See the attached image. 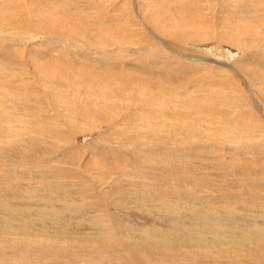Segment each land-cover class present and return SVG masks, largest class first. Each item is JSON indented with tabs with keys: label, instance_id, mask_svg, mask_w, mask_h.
<instances>
[{
	"label": "rangeland",
	"instance_id": "1",
	"mask_svg": "<svg viewBox=\"0 0 264 264\" xmlns=\"http://www.w3.org/2000/svg\"><path fill=\"white\" fill-rule=\"evenodd\" d=\"M138 1L141 2H139V6H141H138L140 9H137L136 2L138 3ZM33 11L36 13L34 14V20L30 18ZM17 15L19 17L16 20ZM263 15L264 0H0V132L2 131L1 134L3 140H7L6 147L2 148L5 161L1 164V167L6 171L8 169L7 172H9V179L11 178L14 182L17 180L19 181V192L12 191V196L1 197L0 204L5 205L11 202L12 204H15L14 208L17 210L25 207L24 209L26 211L24 212L26 214L30 209L35 208V211L33 212H37L39 208H44L45 205L46 208H48L49 204H55L54 206L51 205L52 207L50 208L55 209L57 213L59 212V215H55L54 217H40L39 215L29 216L27 214L28 216H25L26 219H15L18 224H22H20L21 227L16 225L17 229L19 231L31 230L41 234L43 232L44 236L46 234L47 238L50 237V239H52L53 237L55 239L51 240L54 241L53 243H58L57 238L60 239L61 236L69 237L65 241L61 240L64 242L65 252L68 257H70L71 254H84L85 252L86 255H89L87 259H90V261H88L90 264H116L113 259L105 260L103 258L105 255H101L102 258L100 256L99 258L98 255L97 257H92L94 255H92V253H90L91 251L87 248L89 246L93 247V245L97 243H101L103 236L106 234V232L101 230L98 225H111L114 229L118 230L115 232L119 238L123 237L124 239L126 238V240L132 238L130 241H137V243L140 244V247L144 243L143 238L148 235L155 240L163 239L165 241H181L183 237H190L192 232H194L193 229H195V227H199L200 229L201 226L207 224V222H203L200 217L208 214V204H206L207 206H204L195 203L194 197L192 196H199V198L209 201L212 196L213 198H219L221 195H226V193H245L244 195L249 198L251 195L263 197V199L261 198L263 201H261L262 206L259 205V202L253 201L254 203H250L247 198H244V201L236 199L235 201L231 199L222 203L221 201L219 203H214L212 198L210 201L213 203L211 202L208 207L218 209L223 218L220 220L221 223H219V226L218 221L211 222L216 225L217 228H220V225L222 224V228L224 225V227L230 229L229 232L228 229L227 231H224L223 233L225 235L223 234L222 237L224 239L229 238L228 240L230 241L227 239L226 241L233 243L236 239L233 238L232 240V238L230 239L228 236L236 237L239 234H236L237 231L255 232L260 229L262 230L264 228V130H261L264 129V125L261 122H264V119H262L260 115L262 108L264 107V101H262L264 100V86H262L263 91L260 92L258 89L256 90L253 86H250L253 81L251 80V76H244L243 74L237 75L235 71L226 66L231 65V63L234 62L232 64H234L233 66L238 72L241 70L242 73L244 68H251L252 66V69H257L259 72L262 71L264 73V58H256L252 55L253 50L258 52L262 50L261 54H264ZM138 18H140V20ZM158 18H160L159 20L161 22L156 20ZM145 20L148 22L147 24ZM133 21L134 23H132ZM119 22L120 24L122 22L124 24L122 23L119 25ZM129 23L132 24V26H130ZM149 24L152 25L150 26ZM153 25L165 27V29L172 28L180 30L181 35H176L175 32L167 34L163 31L160 36L165 34L163 38L161 37V40L168 45L167 49L163 46L164 44L156 40L149 31L147 34V31L144 30L146 29V26L150 28L152 27L153 30H155ZM123 27L125 28L124 31ZM126 29L129 32H127ZM134 30H137V32H134ZM157 30L156 32L158 33L159 31ZM225 31L228 36L224 33ZM123 32L126 35L122 34ZM189 33L191 34L189 35ZM171 34L178 37L175 38L173 37L174 35ZM246 34L248 36H246ZM259 34H262L263 37ZM117 36L120 38H117ZM133 36L136 38H133ZM140 36L143 39L140 38ZM190 37H193V40ZM137 38L139 43L136 40ZM167 38H169L170 41ZM135 40L136 42H134ZM150 40L153 42L151 43ZM235 40L237 41L235 42ZM184 41L185 43L183 44ZM132 42H134L133 44L135 46ZM153 43L154 47L152 46ZM155 44H158L156 47L160 46L158 47V49L160 48L159 50L155 48ZM70 46H74V48H70ZM131 46H134V48L131 49ZM136 46L137 49L135 48ZM257 46L261 47L258 48ZM113 48L114 50H112ZM176 48L180 50L178 51ZM134 49H136V51ZM138 49L140 52H137ZM142 49H144L145 52ZM246 49L248 52H246ZM9 50H11V52ZM32 51H35V53L32 54ZM96 53H98L99 56L98 54L96 55ZM161 53L163 55H161ZM143 54L145 57L148 55V57L145 58ZM156 54L160 55L158 56ZM149 56H151L152 59L149 58ZM136 59L137 61H135ZM112 60H114V62ZM126 60H129V62ZM192 60L194 62H192ZM132 62L134 63V67ZM195 62L197 63L194 64ZM119 64L122 65L120 66ZM156 65L160 66L157 67ZM171 67H173V69ZM188 67H190V69ZM215 68L218 69V71ZM174 69L176 70L174 71ZM214 72L217 73L215 74ZM221 72L225 76H221L223 75ZM122 74H124V77ZM107 75L109 76L108 80ZM86 76L87 79L85 78ZM90 76L92 79H88L91 78ZM140 76L142 79L139 78ZM235 76L240 77L234 78ZM74 77H82L83 80L81 78L77 81ZM231 77H233V79H231L230 82L229 80ZM47 79L50 80L48 81ZM126 79H128V81ZM122 80L127 81L128 84L126 82L124 83ZM219 80H223L225 83H221ZM113 82H115V84ZM129 83L133 87V89L131 88L132 90L129 87ZM158 85L159 87H157ZM259 85L261 84H258V86ZM98 86L103 90H98ZM142 86L145 88L143 89ZM161 86L162 88L160 89ZM125 87L128 89H125ZM136 87H139L142 91L144 90V93L151 97L152 103L162 104L159 108L162 111L165 110L163 113V119H159L160 114H157V111L159 110L157 106H155L156 112L155 110H151V113L148 111L146 106L150 101L146 99L147 97H144L145 94H142L143 92ZM85 88L88 89L85 90ZM170 88H173L171 91H173L174 88L176 90L174 91V97L173 92L169 90ZM92 89L93 91H91ZM104 89L105 92L108 90V94L107 92H104ZM147 90L148 92H146ZM78 91H80V93ZM168 91H170L172 95ZM90 92L95 93L90 94ZM161 92L164 93V96L159 95ZM77 93L80 95L78 96ZM222 93H234L238 98L240 97L239 99L237 98L241 103L238 104L239 109L236 114H234L235 111L232 113L231 110H225L227 107L223 102H227V99L225 101L223 100ZM81 94H84V97ZM95 94L96 96H94ZM166 95H169L170 98ZM137 97L142 98L140 100H143L144 102H137V104H135ZM214 99L218 100L215 101ZM175 100H177L179 106L177 103H173ZM209 101L212 103H209ZM104 103H106V107L104 106ZM129 103L132 104L133 107H131L132 105ZM172 103L176 106L172 107ZM180 103L182 105H180ZM217 103H219V106H215ZM96 104L99 108L102 106V109L100 108L101 110H99ZM255 105L257 109L255 108ZM206 106H209V108ZM104 107L113 109L112 114H110L112 119H110V116L109 120H107L108 117H103ZM169 107L171 113L169 112ZM184 108L185 110H183ZM244 108H246V110ZM4 109H7V111ZM115 109L120 112L123 111L124 118L122 115L114 117ZM98 111H100V113H98ZM226 111L229 113L227 114ZM126 112L129 113L127 114ZM169 113L174 116H170ZM184 113L189 119H187L186 116H183L185 115ZM207 113L213 114V121L216 122L215 128L217 127L216 134H219L218 128L220 127L219 130L224 128V132H231L230 134L233 135H227L225 133L223 135V137L225 136V139L217 135L218 138H214L212 141L208 142V144H210L209 146H212L211 149L201 147L198 142V140L209 141L211 140V138H209L210 136L206 137L204 134H199L192 138L184 136L183 134L181 135L179 130L181 129L180 122L182 123L184 121L194 123L202 122L199 124L203 126V123L208 116ZM262 114H264V110L262 111ZM64 117L66 119H63ZM118 117H120V120ZM241 118L242 120H239ZM250 118L251 120H249ZM193 119L196 120L194 121ZM62 120H64L63 123ZM227 120L228 123H230L229 120H231V125L227 124ZM108 121H110V124L114 123L111 124L113 128L110 127ZM133 121L134 123L132 124ZM177 122L179 127L177 126ZM142 123H145V125ZM244 123L250 128L253 126V128L250 130V128L244 126ZM107 124L109 127L105 126ZM173 124H175V126ZM122 125H124V128ZM168 128L171 129L169 130ZM226 128L231 129V131L225 130ZM56 130L63 132L59 134ZM103 130H106V132H103ZM238 130L239 132H242L238 133ZM223 131L222 133H224ZM245 131H247V133H245ZM9 133H13V135H8ZM260 133H263V136ZM57 134L58 136H55ZM106 134H108V136ZM248 134L251 136H248ZM202 135H204L205 138H203L204 136ZM98 137L103 139L100 140ZM226 137L231 140H227ZM258 139L260 142H257L259 141ZM261 140H263V142ZM181 144H183V146ZM230 144L234 145V147ZM251 146H253V148H251ZM257 146H259V148ZM174 152L177 156H181L180 161H171L169 160L170 158L167 160L169 156L174 155ZM46 156H49L52 160H47ZM148 160L150 162L146 163ZM42 162H48V165L44 166L39 164ZM154 162L156 164H154ZM50 166H57L62 172L66 171L67 174L64 173L66 176H57L52 172L46 176H41L40 173L48 171ZM80 166L83 167L80 168ZM34 167L35 169L33 170ZM85 167L89 170V172H85L92 178V181L102 184L103 190L101 191L105 192L107 195L106 202L107 205L109 204V213H113L111 216V224L109 222L110 218L106 216L104 217V214H102L103 212L99 210L92 209L89 211L88 209L80 210L78 207L74 208V206L82 205L83 203L94 202L93 199L86 200L84 191L81 193L76 186H73L72 184L68 185L66 188L69 193L66 192V194H63L59 192L52 194L55 190L54 185L58 180H60L59 182L68 184L69 182H80L83 174L82 171ZM98 169L100 170L98 171ZM90 170L92 171L90 172ZM126 171H130V173H127ZM97 173H104L103 175L106 176H100L101 174L98 175ZM133 173L135 174L133 175ZM14 174H16V179ZM125 175L127 177H124ZM146 175L148 177L147 179ZM135 176L137 177L135 178ZM176 177L178 179H176ZM185 177H187L186 179H188V181H186ZM178 180H182V183ZM38 183L40 185H37ZM2 184L3 186L1 187L3 189L7 188V186L12 187L14 185L13 183L8 185L5 182H2ZM13 187H15V185ZM243 187L245 188V191H243ZM173 188L182 193L180 199H174L172 197L171 189ZM140 191L148 192L149 195L155 198L156 196L164 197L165 200L160 202L162 203L161 205L155 204L154 202L156 201L152 199V202H147L146 204V202L144 203L139 197ZM184 193L185 195L188 193V196H183ZM17 194L18 199H14ZM27 195L29 198H27ZM25 198L29 199V201H26ZM30 198H32L33 201H30ZM229 216H231V218ZM196 217H199L201 220ZM0 218H4L2 214H0ZM204 228L205 226L201 229L204 230ZM199 229L197 228L195 230L200 233ZM62 230L64 231L63 233ZM231 230L232 233L235 232V234L229 235ZM175 231H180L181 233L184 232V235L182 234L183 237L179 238L178 236H175L173 234ZM84 240L88 241V245L85 246L83 244ZM229 248H231V246ZM175 250L176 249L173 251L177 252V250ZM263 250L264 244H260L257 248V253ZM81 251H83V253H80ZM154 251L155 250L151 251L143 248L140 252L145 253V256L151 258V260L152 258H155L152 260V263L154 264H181L179 262H172L167 258V261L160 259L157 260L156 257L158 256L152 253ZM106 252L107 251L103 249H99L98 251L100 254H106ZM189 253V248H185L184 251L181 252V256H188Z\"/></svg>",
	"mask_w": 264,
	"mask_h": 264
},
{
	"label": "bare ground",
	"instance_id": "2",
	"mask_svg": "<svg viewBox=\"0 0 264 264\" xmlns=\"http://www.w3.org/2000/svg\"><path fill=\"white\" fill-rule=\"evenodd\" d=\"M139 2L140 1H138V3L136 2V5H137V9H140V8H138V6H139ZM156 2V1H155ZM154 2V3H155ZM205 2V1H204ZM141 3V2H140ZM143 3V2H142ZM134 4V3H133ZM141 6V5H140ZM139 6V7H140ZM155 6V5H154ZM136 7V6H135ZM149 8V7H148ZM147 9V8H146ZM153 9V8H152ZM133 10H135V9H133ZM113 11V10H112ZM132 11V10H131ZM157 11V10H156ZM198 11H200V10H198ZM19 12V11H18ZM104 12H105V10H104ZM139 12V11H138ZM152 12V11H151ZM151 12H150V14H151ZM111 13V12H110ZM140 13V12H139ZM147 13H148V11H147ZM153 13V12H152ZM154 13H156V12H154ZM160 13V12H159ZM18 14V13H17ZM32 15L30 16V18L32 19V20H34L35 18H34V14H36V13H34V11L31 13ZM142 14V13H141ZM150 14H148V15H150ZM109 15V14H108ZM135 15H136V12H135ZM147 15V16H148ZM166 15V14H165ZM15 16V15H14ZM26 16V15H25ZM41 16V15H40ZM104 16V15H103ZM132 16V15H131ZM264 16V15H263ZM18 15H17V18H16V20L18 19ZM139 17V16H138ZM152 17V16H151ZM156 17H157V15H156ZM30 18H28V19H30ZM39 18V17H38ZM41 18V17H40ZM113 18V17H112ZM136 18V17H135ZM148 18H149V16H148ZM154 18V17H153ZM20 19V18H19ZM30 19V20H31ZM115 19V18H114ZM126 19V18H125ZM139 20H140V18H138ZM137 19V20H138ZM151 19V18H150ZM160 18H158V19H156V20H158V21H160L159 20ZM31 20V21H32ZM130 20H132V19H130ZM137 20H136V22H137ZM138 20V21H139ZM153 20H155V19H153ZM20 21V20H19ZM21 21H22V18H21ZM38 21H39V19H38ZM122 21V20H121ZM120 21V22H121ZM141 21H142V18H141ZM148 21V20H147ZM151 21V20H150ZM113 22V21H112ZM116 22H118V21H116ZM120 22H119V25H121L120 24ZM127 22V21H126ZM145 22H146V20H145ZM144 22V23H145ZM161 22V21H160ZM132 23H134V21L132 22ZM148 22H146V24H147ZM150 23H152V22H150ZM167 23V22H166ZM174 23V22H173ZM18 24V23H17ZM25 24V23H24ZM124 24V23H123ZM130 24V23H129ZM128 24V25H129ZM138 24V23H137ZM143 24V23H142ZM145 24V25H146ZM160 24V23H159ZM164 24V23H163ZM175 24V23H174ZM179 24V23H178ZM150 26L152 25V24H149ZM148 25V26H149ZM161 25V24H160ZM202 25V24H201ZM130 26H132V24H130ZM134 26V25H133ZM136 26H138V25H136ZM141 26V25H140ZM143 26V25H142ZM148 26H146V29H144V30H146L147 31V34H148V31H149V33L150 34H152L153 36H154V38L156 39V40H158L159 42H162L164 45V47L165 48H167L168 49V45L165 43V42H163V40H161V37L163 38V36L165 35H163V36H160V34L162 35V32L163 31H165L167 34H170V33H172V32H175L176 33V35H178V34H180L181 35V33H180V30H177V29H165V27H159L158 25H153L154 27H155V30H153V28L151 27H148ZM168 26V25H167ZM259 26V25H258ZM120 27V26H119ZM125 27V26H124ZM123 27V28H124ZM139 27V26H138ZM101 28V27H100ZM126 28V27H125ZM125 28L123 29V31L125 30ZM130 28V27H129ZM188 28V27H187ZM128 29V28H127ZM127 29H126V31H127ZM132 29V28H131ZM158 29V30H157ZM252 29V28H251ZM110 30H112V29H110ZM129 30V29H128ZM133 30V29H132ZM153 30V31H152ZM156 30L157 31H159L158 33L156 32ZM183 30H185V29H183ZM182 30V31H183ZM191 30V29H190ZM249 30V29H248ZM140 31V30H139ZM141 31H142V29H141ZM140 31V32H141ZM251 31V30H250ZM4 32V31H3ZM127 32H129V31H127ZM132 32V31H131ZM134 32H137V30L135 31L134 30ZM2 33V32H1ZM142 33V32H141ZM140 33V34H141ZM224 33H226V31L224 32ZM122 34H124V35H126L124 32L122 33ZM134 34V33H133ZM143 34V33H142ZM191 33H189V35H190ZM193 34V33H192ZM195 34V33H194ZM227 34V33H226ZM245 34V33H244ZM243 34V35H244ZM118 35V34H117ZM129 35V34H128ZM130 35H132V34H130ZM145 35V34H144ZM171 35H174V34H171ZM186 35V34H185ZM242 35V36H243ZM260 36L262 35V34H259ZM2 36V35H1ZM64 36V35H63ZM112 36H113V34H112ZM111 36V37H112ZM115 36V35H114ZM120 36V35H119ZM137 36H139V35H137ZM169 36V35H168ZM225 36V35H224ZM227 36H228V34H227ZM231 36V35H230ZM246 36H248L247 34H246ZM260 36H259V38H260ZM61 37H62V34H61ZM173 37H175V38H177L178 36H173ZM237 37V36H236ZM262 37H263V35H262ZM113 38V37H112ZM117 38H120V37H118L117 36ZM123 38H124V36H123ZM126 38V37H125ZM132 38V37H131ZM133 38H136V37H134L133 36ZM140 38H142L141 36H140ZM172 38V37H171ZM181 38V37H180ZM188 38V37H187ZM191 39L193 38V37H190ZM197 38V37H196ZM232 38V37H231ZM254 38V37H253ZM256 38V37H255ZM1 39V38H0ZM81 39V38H80ZM111 39V38H110ZM115 39V38H114ZM129 39H130V37H129ZM128 39V40H129ZM143 39V38H142ZM149 39V38H148ZM152 39V38H151ZM165 39H166V37H165ZM167 39H169V38H167ZM185 39V38H184ZM225 39V38H224ZM230 39V38H229ZM240 39V38H239ZM248 39V38H247ZM262 39V38H261ZM263 39H264V37H263ZM263 39H262V41H263ZM63 40H64V38H63ZM62 40V41H63ZM84 40H86V39H84ZM127 40V41H128ZM137 41H138V38L136 39ZM136 40L134 41V42H136ZM139 40H141V39H139ZM154 40V39H153ZM181 40V39H180ZM182 40H183V38H182ZM190 40V39H189ZM188 40V41H189ZM193 40V39H192ZM222 40V39H221ZM237 40H238V38H237ZM237 40H235V42L237 41ZM256 41H258L257 39H255ZM102 41V40H101ZM116 41V40H115ZM118 41V40H117ZM121 41V40H120ZM151 41V43L153 42L152 40H150ZM167 41V40H166ZM169 41H170V39H169ZM261 41V42H262ZM5 42V41H4ZM67 42V41H66ZM107 42V41H106ZM134 42H132V44L134 43ZM143 42H145V41H143ZM52 44H54L53 42H51ZM65 43V42H64ZM70 43V42H69ZM105 43V42H104ZM126 43V42H125ZM131 43V42H130ZM138 43H139V41H138ZM137 43V44H138ZM147 43V42H146ZM180 43V42H179ZM182 43V42H181ZM185 43V41L183 42V44ZM189 43V42H188ZM193 43V42H192ZM244 43V42H243ZM242 43V44H243ZM259 43V42H258ZM17 44V43H16ZM16 44H13V45H16ZM72 44V43H71ZM95 44V43H94ZM101 44H103V43H101ZM107 44V43H106ZM108 44H110V43H108ZM127 44L129 45V43L127 42ZM131 44V45H132ZM141 44V43H140ZM234 44H236V43H234ZM246 44V43H245ZM261 44V43H260ZM134 45V44H133ZM156 45H158V44H155V48H157L158 49V47H160V46H158V47H156ZM188 45V44H187ZM254 45H256V44H254ZM18 46H20V45H18ZM64 46V45H63ZM99 46H100V44H99ZM118 46V45H117ZM116 46V47H117ZM123 46V45H122ZM135 46V45H134ZM134 46H131V49L132 48H134ZM140 46V45H139ZM142 46H144V45H142ZM150 46V45H149ZM153 47H154V43H153V45H152ZM181 46H182V44H181ZM240 46V45H239ZM246 46H248V45H246ZM66 47H68V46H66ZM85 47V46H84ZM110 47V46H109ZM111 47H112V45H111ZM110 47V48H111ZM114 47V46H113ZM126 47H127V45H126ZM141 47V46H140ZM152 47V48H153ZM172 47V46H171ZM258 47V46H257ZM259 47H261V46H259ZM258 47V48H259ZM70 48H74V46L73 47H71L70 46ZM103 48H105V47H103ZM107 48V47H106ZM109 48V49H110ZM136 49H137V46L135 47ZM151 48V47H150ZM154 48V49H155ZM174 48V47H173ZM6 49V48H5ZM90 49V48H89ZM92 49V48H91ZM95 49V48H94ZM117 49H119V48H117ZM136 49H134L135 51H136ZM140 49V48H139ZM139 49H138V51L137 52H140L141 51V49H140V51H139ZM157 49H156V51H157ZM160 49V48H159ZM158 49V50H159ZM239 49V48H238ZM253 49H254V46H253ZM14 50V49H13ZM67 50V49H66ZM85 50V49H84ZM88 50V49H87ZM97 50V49H96ZM106 50H108V49H106ZM112 50H114V48L112 49ZM120 50V49H119ZM142 50H144V49H142ZM150 50V49H149ZM176 50H178L177 48H176ZM180 50V49H179ZM178 50V51H179ZM247 50V49H246ZM250 50V49H249ZM252 50V49H251ZM259 50V49H258ZM10 52H11V50H9ZM40 51V50H39ZM91 51V50H90ZM93 51V50H92ZM98 51V50H97ZM101 51V50H100ZM109 51V50H108ZM151 51V50H150ZM154 51V50H153ZM175 51V50H174ZM241 51V50H240ZM243 51V50H242ZM262 51V50H261ZM261 51H256V50H253L252 51V55L254 56V57H256V58H264V54H261ZM30 52V51H29ZM28 52V53H29ZM103 52V51H102ZM113 52V51H112ZM112 52H110V53H112ZM117 52V51H116ZM128 52V51H127ZM126 52V53H127ZM144 52H145V50H144ZM181 52V51H180ZM246 52H248V50L246 51ZM264 52V51H263ZM2 53V52H1ZM7 53V52H6ZM16 53H17V51H16ZM32 54H34L35 53V51H32L31 52ZM30 53V54H31ZM105 53V52H104ZM125 53V54H126ZM132 53V52H131ZM136 53V52H135ZM186 53V52H185ZM249 53H251V52H249ZM15 54V53H14ZM18 54V53H17ZM23 54V53H22ZM98 53H96V55H97ZM109 54V53H108ZM117 54V53H116ZM124 54V55H125ZM151 54H153V53H151ZM150 54V55H151ZM155 54V53H154ZM169 54V53H168ZM174 54V53H173ZM12 55V54H11ZM113 55V54H112ZM156 55H158V54H156ZM160 55V54H159ZM158 55V56H159ZM161 55H163L162 53H161ZM186 55V54H185ZM98 56H99V54H98ZM125 56H127V55H125ZM143 56H144V54H143ZM142 56V57H143ZM153 56V55H152ZM158 56H157V58H158ZM167 56V55H166ZM170 56V55H169ZM191 56V55H190ZM193 56V55H192ZM244 56V55H243ZM104 57V56H103ZM102 57V58H103ZM114 57V56H113ZM119 57H120V55H119ZM145 57V56H144ZM146 57H148V55L146 56ZM145 57V58H146ZM156 57V56H155ZM164 57V56H163ZM181 57V56H180ZM207 57V56H206ZM245 57H247V56H245ZM15 58V57H14ZM24 58V57H23ZM115 58V57H114ZM118 58V57H117ZM137 58V57H136ZM144 58V59H145ZM149 58H151V56H149ZM161 58V57H160ZM17 59V58H16ZM101 59V58H100ZM104 59V58H103ZM122 59V58H121ZM121 59H119V60H121ZM129 59V58H128ZM140 59V58H139ZM143 59V58H142ZM148 59V58H147ZM152 59V58H151ZM162 59V58H161ZM185 59V58H184ZM187 59H189V58H187ZM191 59V58H190ZM105 60V59H104ZM124 60V59H123ZM122 60V61H123ZM130 60V59H129ZM129 60H126L127 62H129ZM141 60V59H140ZM146 60V59H145ZM159 60V59H158ZM168 60H169V58H168ZM25 61V60H24ZM113 62H114V60H112ZM111 61V62H112ZM135 61H137V59L135 60ZM152 61V60H151ZM188 61H190V60H188ZM204 61V60H203ZM202 61V62H203ZM250 61H252V60H250ZM110 62V63H111ZM118 62V61H117ZM124 62V61H123ZM142 62V61H141ZM149 62V61H148ZM192 62H194L193 60H192ZM201 62V61H200ZM205 62V61H204ZM236 62H237V60H236ZM21 63V62H20ZM26 63V62H25ZM102 63V62H101ZM146 63V62H145ZM159 63V62H158ZM166 63V62H165ZM184 63V62H183ZM197 62H195L194 64H196ZM232 63H234V62H232ZM231 63V65H225L226 67H228V68H230L231 70H233V71H235L236 73H237V75H240V74H243L244 76L246 75V76H251L252 78H251V80H253L252 82H251V85L250 86H253L256 90L258 89L260 92L261 91H263V87L262 86H264V73L262 72V71H258L257 69H252V66H251V68H249V67H246V68H244V70L242 71V73H241V70H239V72L237 71V69H235L234 68V64H232ZM28 64V63H27ZM114 64V63H113ZM131 64V63H130ZM134 63L132 62V65H133ZM156 64V63H155ZM194 64H193V66H194ZM202 64V63H201ZM237 64V63H236ZM116 65H117V63H116ZM120 65V64H119ZM122 65V64H121ZM120 65V66H121ZM132 65H131V67H132ZM136 65H137V63H136ZM139 65V64H138ZM151 65V64H150ZM164 65H166V64H164ZM176 65V64H175ZM205 65H206V63H205ZM224 65V64H223ZM124 66V65H123ZM140 66V65H139ZM145 66H146V64H145ZM149 66V65H148ZM154 66V65H153ZM157 66V65H156ZM158 66H160V65H158ZM157 66V67H158ZM167 66V65H166ZM170 66H172V65H170ZM207 66H208V64H207ZM119 67V66H118ZM133 67H134V65H133ZM144 67V66H143ZM164 67V66H163ZM191 67V66H190ZM190 67H188L189 69H190ZM201 67V66H200ZM203 67V66H202ZM210 67V66H209ZM111 68H113V67H111ZM172 69H173V67H171ZM180 68H182V67H180ZM222 68V67H221ZM257 68V67H256ZM28 69V68H27ZM157 69V68H156ZM162 69H164V68H162ZM166 69H168V68H166ZM216 69V68H215ZM214 69V70H215ZM260 69V68H259ZM68 70V69H67ZM132 70H134V69H132ZM160 70H161V68H160ZM159 70V71H160ZM176 69H174V71H175ZM192 70V69H191ZM211 70V69H210ZM217 71H218V69H216ZM15 71V70H14ZM126 71V70H125ZM153 71V70H152ZM208 71V70H207ZM16 72V71H15ZM76 72V71H75ZM73 73V72H72ZM114 73V72H113ZM122 73V72H121ZM120 73V74H121ZM127 73V72H126ZM163 73V72H162ZM169 73V72H168ZM211 73V72H210ZM215 73V72H214ZM217 73V72H216ZM215 73V74H216ZM228 73V72H227ZM119 74V75H120ZM169 74H171V73H169ZM221 74H223L222 72H221ZM71 75H73V74H71ZM83 75V74H82ZM81 75V76H82ZM87 75V74H86ZM110 75V74H109ZM124 74H122V76H123ZM130 75V74H129ZM132 75V74H131ZM136 75V74H135ZM162 75V74H161ZM20 76V75H19ZM121 76V75H120ZM137 76V75H136ZM221 76H225L224 74L223 75H221ZM233 76V75H232ZM55 77V76H54ZM88 77H89V75H88ZM91 77V76H90ZM107 80L109 79V76L107 75ZM114 77V76H113ZM118 77V76H117ZM116 77V78H117ZM124 77V76H123ZM130 77H132V76H130ZM212 77V76H211ZM218 77V76H217ZM240 77V76H239ZM239 77H234V78H239ZM47 78V77H46ZM74 78H76V77H74ZM82 78V77H81ZM81 78H76L77 79V81H78V79H81ZM86 79H87V76L85 77ZM84 78V79H85ZM112 78V77H111ZM139 78H141V76L139 77ZM204 78V77H203ZM210 78V77H209ZM226 78V77H225ZM15 79H17V78H15ZM19 79V78H18ZM51 79V78H50ZM50 79H47L48 81L50 80ZM88 79H92V77L91 78H88ZM102 79V78H101ZM119 79H120V77H119ZM142 79V78H141ZM204 79H206V78H204ZM231 79H233V77H231L230 78V82H231ZM21 80V79H20ZM82 80H83V78H82ZM96 80V79H95ZM113 80V79H112ZM127 81H128V79H126ZM138 80V79H137ZM193 80V79H192ZM213 80V79H212ZM226 80H228V79H226ZM239 80V79H238ZM248 80V79H247ZM115 81V80H114ZM122 81H124V80H122ZM127 81H124V83L126 82L127 84H128V82ZM133 81V80H132ZM149 81V80H148ZM147 81V82H148ZM228 81V82H229ZM233 81V80H232ZM41 82V81H40ZM84 82V81H83ZM89 82V81H88ZM135 82V81H134ZM144 82V81H143ZM200 82V81H199ZM219 82H221V83H225V82H223V80L222 81H220L219 80ZM250 82V81H249ZM248 82V83H249ZM27 83V82H26ZM78 83V82H77ZM90 83V82H89ZM114 84H115V82H113ZM112 83V84H113ZM118 83V82H117ZM133 83V82H132ZM67 84H69V83H67ZM74 84V83H73ZM92 84H93V82H92ZM123 84V83H122ZM133 84H135V83H133ZM136 84H137V82H136ZM201 84V83H200ZM218 84V83H217ZM220 84V83H219ZM229 84V83H228ZM243 84V83H242ZM258 84H261V85H259L258 86ZM20 85V84H19ZM27 85V84H26ZM66 85V84H65ZM78 85V84H77ZM107 85H108V83H107ZM109 85H110V81H109ZM108 85V86H109ZM121 85V84H120ZM119 85V86H120ZM221 85V84H220ZM234 85V84H233ZM92 86V85H91ZM91 86H89V87H91ZM133 86H135V85H133ZM144 86V85H143ZM143 86H142V88H143ZM223 86V85H222ZM221 86V87H222ZM76 87H78V86H76ZM96 87V86H95ZM103 87V86H102ZM129 87H130V89L132 88L133 89V87L131 86V84L129 83ZM157 87H159V85L157 86ZM168 87V86H167ZM172 87V86H171ZM219 87V86H218ZM105 88V87H104ZM123 88V87H122ZM136 88H138L141 92H143L142 94H145L144 95V97H147L146 99H148L150 102L149 103H147V108H148V111L151 113L152 111L151 110H155V106H157L158 107V113L157 114H160L159 115V119L161 118V119H163V113H164V111H162V110H160V108H159V106L160 105H162L161 103H152V101H151V97H149L148 96V94H146V93H144V90L142 91V89H140L141 88V86H140V88L139 87H136ZM145 88V87H144ZM143 88V89H144ZM162 88V86L160 87V89ZM194 88V87H193ZM192 88V89H193ZM78 89V88H77ZM82 89H84V88H82ZM86 89H88V88H85V90ZM98 90L100 89V91L101 90H103V89H101V88H99V86H98V88H97ZM125 89H128V88H126L125 87ZM129 89V90H130ZM131 89V90H132ZM147 89V88H146ZM159 89V90H160ZM164 89V88H163ZM173 88H170L169 90L171 91ZM236 89H238V88H236ZM124 90V89H123ZM158 90V91H159ZM179 90V89H178ZM181 90V89H180ZM193 90H195V89H193ZM91 91H93V89L91 90ZM100 91H98V92H100ZM108 91V90H107ZM106 91V92H107ZM170 91H168V92H170ZM174 91H176L175 90V88H174V90L173 91H171V92H173V97H174ZM192 91V90H191ZM226 91V90H225ZM251 91V90H250ZM77 92V91H76ZM79 93H80V91H78ZM104 92H105V89H104ZM103 92V93H104ZM105 92V93H106ZM115 92V91H114ZM146 92H148V90L146 91ZM155 92V91H154ZM170 92V93H171ZM178 92V91H177ZM177 92H176V94H177ZM2 93V92H1ZM84 93V92H83ZM86 93V92H85ZM89 93V92H88ZM93 93H95V92H93ZM93 93H91L90 92V94H93ZM156 93V92H155ZM169 93V94H170ZM179 93V92H178ZM190 93V92H189ZM228 93H232V92H228ZM78 94V93H77ZM96 94H97V92H96ZM96 94L94 95V96H96ZM101 94V93H100ZM107 94H108V92H107ZM119 94H121V93H119ZM130 94V93H129ZM159 94V93H158ZM164 93H160L159 95L160 96H164L163 95ZM166 94V93H165ZM188 94V93H187ZM186 94V95H187ZM195 94V93H194ZM223 94V93H222ZM259 94V93H258ZM9 95V94H8ZM80 94H78V96H79ZM83 97H84V94H81ZM153 95H155V94H153ZM152 95V96H153ZM171 95H172V93H171ZM216 95V94H215ZM237 95H239V94H237ZM264 95V94H263ZM1 96V95H0ZM32 96H33V94H32ZM85 96H89V95H85ZM101 96H103V95H101ZM107 96V95H106ZM115 96V95H114ZM138 96V95H137ZM160 96H158V97H160ZM166 96H168L169 98H170V96L169 95H166ZM176 96V95H175ZM179 96V95H178ZM177 96V97H178ZM218 96V95H217ZM244 96V95H243ZM248 96V95H247ZM260 96V95H259ZM34 97V96H33ZM82 97V98H83ZM93 97V96H92ZM104 97V96H103ZM123 97V96H122ZM172 97V98H173ZM188 97V96H187ZM223 100L225 101L226 99H227V102H223V103H225L226 104V109L225 110H231V112L233 113L234 111H235V113L234 114H236L237 112H238V107H239V105L238 104H240L241 102H240V100H238L239 98L236 96V95H234V93L233 94H223ZM245 97V96H244ZM255 97V96H254ZM253 97V98H254ZM261 97V96H260ZM121 98V97H120ZM162 98V97H161ZM166 98V97H165ZM217 98V97H216ZM238 98V99H237ZM255 98H257V97H255ZM263 98V97H262ZM94 99V98H93ZM140 99H142V98H140V97H137L136 98V100H135V104H137V102H142L143 100H140ZM178 99V98H177ZM199 99V98H198ZM259 99V98H258ZM128 100V99H127ZM126 100V101H127ZM157 100V99H156ZM174 100V99H173ZM200 100V99H199ZM202 100H204V99H202ZM207 100V99H206ZM212 100V99H211ZM215 101H217L216 99H214ZM252 100V99H251ZM262 100V99H261ZM21 101V100H20ZM67 101V100H66ZM93 101H95V100H93ZM98 101H99V99H98ZM132 101V100H131ZM164 101V100H163ZM179 101V100H178ZM213 101V100H212ZM238 101H239V103H238ZM242 101V100H241ZM262 101H264V100H262ZM19 102V101H18ZM17 102V103H18ZM96 102V101H95ZM106 102V101H105ZM108 102V101H107ZM144 102V101H143ZM146 102H147V100H146ZM158 102V101H157ZM165 102V101H164ZM167 102V101H166ZM172 102V101H171ZM255 102V101H254ZM261 102V101H260ZM34 103V102H33ZM78 103V102H77ZM131 103V102H130ZM129 103V104H130ZM169 103V102H168ZM173 103H177V100H175V102H173ZM172 103V104H173ZM209 103H212L211 101H209ZM243 103V102H242ZM264 103V102H263ZM67 104V103H66ZM74 104V103H73ZM72 104V105H73ZM87 104V103H86ZM90 104V103H89ZM101 104V103H100ZM99 104V105H100ZM105 104L106 103H104V106H105ZM155 104V105H154ZM179 103H177V105H178ZM199 104V103H198ZM29 105V104H28ZM81 105V104H80ZM91 105V104H90ZM97 105V104H96ZM103 105V104H102ZM108 105V104H107ZM117 105V104H116ZM130 105H132V104H130ZM180 105H182L181 103H180ZM223 105V104H222ZM251 105V104H250ZM259 105V104H258ZM263 105V104H262ZM24 106V105H23ZM67 106H68V104H67ZM92 106V105H91ZM109 106H110V104H109ZM139 106H140V103H139ZM174 106H176V105H174L173 104V106L172 107H174ZM179 106V105H178ZM177 106V107H178ZM204 106V105H203ZM215 106H219V103H217V105H215ZM244 106V105H243ZM251 106H253V105H251ZM75 107V106H74ZM97 107L99 108V106L97 105ZM97 107H96V109H97ZM106 107V106H105ZM104 107V111H103V113H104V115H103V117H108L107 118V120H109V116H110V114H112V111H113V109H111V108H105ZM131 107H133V105L131 106ZM165 107V106H164ZM206 107H208L209 108V106H206ZM261 107V106H260ZM263 107V106H262ZM5 108V107H4ZM23 108V107H22ZM82 108V107H81ZM90 108V107H89ZM100 108L102 109V106H100ZM99 108V110H101ZM118 108V107H117ZM176 108V107H175ZM174 108V109H175ZM187 108V107H186ZM253 108V107H252ZM255 108L257 109V107H256V105H255ZM264 108V107H263ZM262 108V111L264 110ZM138 109V108H137ZM143 109V108H142ZM173 109V108H172ZM178 109H179V107H178ZM224 109V108H223ZM245 110H246V108H244ZM248 109H249V107H248ZM251 109V108H250ZM259 109V108H258ZM5 110V109H4ZM125 110V109H124ZM141 110V109H140ZM183 110H185V108L183 109ZM209 110V109H208ZM211 110V109H210ZM224 110V111H225ZM253 111H255L254 109H252ZM5 111H7V109L5 110ZM144 111V110H143ZM173 111V110H172ZM175 111H176V109H175ZM174 111V112H175ZM221 111H222V109H221ZM221 111H220V113H221ZM252 111V112H253ZM262 111H261V115H260V117L262 118V119H264V114H262ZM149 112H147V113H149ZM155 112H156V110H155ZM169 112L171 113V110H170V107H169ZM192 112V111H191ZM195 112V111H194ZM227 112V111H226ZM248 112V111H247ZM251 112V111H250ZM93 113V112H92ZM96 113V112H95ZM98 113H100V111H98ZM98 113H97V115H98ZM102 113V112H101ZM127 114L129 113V112H126ZM125 113V114H126ZM144 113H146V112H144ZM169 113V114H170ZM173 113V112H172ZM177 113V112H176ZM183 113V112H182ZM181 113V114H182ZM189 113V112H188ZM187 113V114H188ZM229 112H227V114H228ZM255 113V112H254ZM253 113V114H254ZM63 114H65V113H63ZM69 114V113H68ZM124 114V115H125ZM153 114H154V112H153ZM175 114V113H174ZM178 114H179V110H178ZM185 114V113H184ZM208 114V113H207ZM216 114V113H215ZM222 114V113H221ZM256 114V113H255ZM96 115V116H97ZM119 115H122L123 116V111L122 112H120L119 110L117 111L116 109L114 110V117L116 116H119ZM143 115V114H142ZM151 115V114H150ZM150 115H149V117H150ZM173 115V114H172ZM171 114H170V116H172ZM204 115H206V114H204ZM203 115V116H204ZM213 114H208V116H207V118H206V120L204 121V123H203V126H201V124H199V123H202V122H197V123H194V122H189L188 120V122H186V121H184V122H180V126H181V129H179L180 130V134L182 135H184V136H187V137H192V138H194V137H196V136H198L199 134H204V135H206V137H208V136H210L209 138H211V140H209V141H206V140H198V142L200 143V145H201V147H203V148H206V149H208V148H210L211 149V147L209 146L210 144H208V142H210V141H212V139H214V138H218V136H221L223 139H225L224 137H223V135L226 133L227 135L229 134V135H232V134H230L231 132H224L223 130H224V128L223 129H220L219 130V128H218V132H219V134H216L217 133V130H216V128H215V126H216V122H214L213 121V119H214V117L212 116ZM230 115V114H229ZM42 116V115H41ZM60 116V115H59ZM83 116V115H82ZM95 116V115H94ZM130 116V115H129ZM140 116V115H139ZM144 116H145V114H144ZM153 116V115H152ZM174 116V115H173ZM177 116H180V115H177ZM183 116H186V114L185 115H183ZM257 116H259V115H257ZM61 117H63V116H61ZM78 117V116H77ZM87 117V116H86ZM102 117V116H101ZM100 117V118H101ZM113 117V116H112ZM113 117V118H114ZM121 117V116H120ZM120 117H118L119 118V120H120ZM136 117V116H135ZM148 117V116H147ZM191 117V116H190ZM196 117V116H195ZM233 117V116H232ZM60 118V117H59ZM96 118V117H95ZM123 118H124V116H123ZM140 118H142V117H140ZM175 118V117H174ZM182 118V117H181ZM185 118V117H184ZM186 118H187V116H186ZM185 118V119H186ZM259 118V117H258ZM63 119H66L65 117L63 118ZM70 119V118H69ZM97 120H99L98 118H96ZM95 119V120H96ZM102 119V118H101ZM104 120H106L105 118H103ZM110 119H112L111 118V116H110ZM150 119V118H149ZM170 119V118H169ZM176 119V118H175ZM174 119V120H175ZM179 119V118H178ZM187 119H189V118H187ZM197 119V118H196ZM195 119V120H196ZM226 119H228V118H226ZM231 119V118H230ZM236 119V118H235ZM247 119V118H246ZM114 120V119H113ZM116 120H118V119H116ZM182 120H183V118H182ZM194 120V119H193ZM194 120V121H195ZM233 120H234V118H233ZM239 120H242V118L241 119H239ZM244 120V119H243ZM249 120H251V118L249 119ZM63 121L64 120H62V123H63ZM103 121V120H102ZM111 121V120H110ZM110 121H108V123L110 122ZM131 121H132V119H131ZM137 121H138V119H137ZM140 121V120H139ZM191 121V120H190ZM200 121V120H199ZM203 121V120H202ZM230 121V123H231V120H229ZM264 121V120H263ZM92 122V121H91ZM97 122V121H96ZM100 122H101V120H100ZM105 122H107V121H105ZM114 122V121H113ZM119 122V121H118ZM123 122H124V120H123ZM130 122V121H129ZM149 122V121H148ZM147 122V123H148ZM153 122V121H152ZM174 122V121H173ZM220 122V121H219ZM227 122V124H230V123H228V120L226 121ZM239 122V121H238ZM76 123V122H75ZM103 123H104V121H103ZM127 123V122H126ZM125 123V124H126ZM134 123V121L132 122V124ZM163 123V122H162ZM175 123V122H174ZM218 123V122H217ZM221 123H225V122H221ZM252 123V122H251ZM255 123V122H254ZM256 123H258V122H256ZM260 123V122H259ZM261 123H263V125H264V122H261ZM65 124V123H64ZM93 124V123H92ZM98 124H99V122H98ZM110 124V123H109ZM111 124H114V123H111ZM110 124V127H112V125ZM121 124H124V123H121ZM137 124V123H136ZM136 124H134V125H136ZM143 125H145V123H142ZM161 124V123H160ZM176 124V123H175ZM175 124H173L174 126H175ZM220 124V123H219ZM245 124V123H244ZM61 125V124H60ZM68 125V124H67ZM96 125V124H95ZM101 125H102V123H101ZM101 125H100V127H101ZM116 125H117V122H116ZM118 125H120V124H118ZM130 125H131V123H130ZM130 125H128V126H130ZM139 125V124H138ZM221 125H223V124H221ZM231 125V124H230ZM236 125V124H235ZM257 125V124H256ZM260 125V124H259ZM47 126V125H46ZM62 126H65V125H62ZM61 126V127H62ZM70 126H72V125H70ZM97 126V125H96ZM95 126V127H96ZM106 127L108 126L109 127V125L107 124V125H105ZM123 126V128H124V125H122ZM172 126V125H171ZM177 126H178V122H177ZM219 126V125H218ZM227 126V125H226ZM237 126V125H236ZM242 126V125H241ZM244 126H247L246 124L244 125ZM41 127V126H40ZM43 127V126H42ZM57 127V126H56ZM55 127V128H56ZM179 127V126H178ZM229 127V126H228ZM238 127V126H237ZM248 127V126H247ZM247 127H246V129H247ZM254 127H256V126H254ZM260 127V126H259ZM258 127V128H259ZM34 128V127H33ZM32 128V129H33ZM48 128H49V126H48ZM103 128V127H102ZM101 128V129H102ZM113 128V127H112ZM111 128V129H112ZM117 128V127H116ZM132 128V127H131ZM139 128V127H138ZM150 128H152V127H150ZM159 128V127H158ZM166 128V127H165ZM232 128H234V127H232ZM243 128H245V127H243ZM248 128H250V127H248ZM251 128H253V126L251 127ZM251 128H250V130H251ZM257 128V127H256ZM261 128V127H260ZM262 128H263V126H262ZM60 129V128H59ZM89 129V128H88ZM92 129H94V128H92ZM96 129V128H95ZM169 129V128H168ZM171 129V128H170ZM169 129V130H170ZM177 129V128H176ZM241 129V128H240ZM49 130V129H48ZM64 130V129H63ZM74 130V129H73ZM108 130V129H107ZM120 130V129H119ZM158 130V129H157ZM161 130V129H160ZM225 130H229V131H231V129H225ZM235 130V129H234ZM233 130V131H234ZM261 130V129H260ZM264 129H262L261 131H263ZM56 131H58V130H56ZM55 131V132H56ZM62 131V130H61ZM65 131V130H64ZM106 132V130H103V132ZM110 131V130H109ZM142 131V130H141ZM152 131V130H151ZM222 131L224 132V133H222ZM232 131V132H233ZM247 131H249V130H247ZM247 131H245V133H247ZM254 131V130H253ZM260 131V132H261ZM50 132H52V131H50ZM59 132V131H58ZM63 132V131H62ZM62 132H59V134L60 133H62ZM66 132V131H65ZM71 132V131H70ZM98 132H99V130H98ZM112 132H114V131H112ZM156 132V131H155ZM159 132V131H158ZM176 132V131H175ZM238 133H241V132H239V130L237 131ZM244 132V131H243ZM2 133V131L0 132V134ZM57 133V132H56ZM108 133V132H107ZM120 133V132H119ZM222 133V134H221ZM251 133H254V132H251ZM250 133V134H251ZM257 133V132H256ZM256 133H255V135H256ZM55 134V133H54ZM64 134V133H63ZM62 134V135H63ZM68 134H70V133H68ZM100 134H103V133H100ZM116 134V133H115ZM234 134V133H233ZM235 134H237V133H235ZM242 134H244V133H242ZM258 134H259V130H258ZM257 134V135H258ZM261 135L263 134V133H260ZM8 135H13V133H9ZM99 135V134H98ZM107 136H108V134H106ZM111 135V134H110ZM119 135V134H118ZM123 135V134H122ZM204 135H202V136H204ZM218 135V136H217ZM247 135V134H246ZM264 135V134H263ZM262 135V136H263ZM4 136V135H3ZM55 136H58V134L57 135H55ZM71 136V135H70ZM100 136V135H99ZM131 136V135H130ZM137 136V135H136ZM180 136V135H179ZM233 136V135H232ZM236 136V135H235ZM248 136H251V135H249L248 134ZM247 136V137H248ZM254 136V135H253ZM252 136V137H253ZM260 136V135H259ZM261 136V137H262ZM2 137V134L0 135V198L1 197H4V196H12V191H18L19 189H18V185H19V181L17 180V181H12L11 180V178L9 179V172H7L8 171V169H7V171L4 169V168H2L1 167V164L5 161L4 160V158H3V151H2V148L3 147H6V143H7V140H3V137ZM69 137V136H68ZM220 137V138H221ZM228 137V136H227ZM226 137V139L227 140H229L228 138ZM229 137H231V136H229ZM238 137H240V136H238ZM246 137V136H245ZM251 137V138H252ZM255 137H257V136H255ZM260 137V138H261ZM99 139L101 138V137H98ZM203 138H205V136L203 137ZM9 139H11V138H9ZM49 139V138H48ZM103 139V138H102ZM102 139H100V140H102ZM207 139V138H206ZM233 139V138H232ZM254 139H256V138H254ZM264 139V138H263ZM13 140H15V139H13ZM17 140V139H16ZM62 140H64V139H62ZM231 140V139H230ZM229 140V141H230ZM234 140V139H233ZM259 140V139H258ZM6 141V142H5ZM44 141V140H43ZM54 141V140H53ZM55 141H56V139H55ZM98 141V140H97ZM115 141V140H114ZM119 141V140H118ZM190 141H194V140H190ZM221 141H223V140H221ZM226 141V140H225ZM224 141V142H225ZM262 142H263V140H261ZM40 142V141H39ZM49 142H50V140H49ZM107 142V141H106ZM147 142H149V141H147ZM213 142H216V141H213ZM248 142H251V141H248ZM256 142V141H255ZM257 142H260V140L259 141H257ZM256 142V143H257ZM15 143V142H14ZM64 143H66V142H64ZM67 143H68V141H67ZM100 143V142H99ZM153 143V142H152ZM218 143V142H217ZM221 143V142H220ZM226 143V142H225ZM236 143V142H235ZM234 143V144H235ZM247 143V142H246ZM40 144V143H39ZM50 144V143H49ZM69 144V143H68ZM102 144V143H101ZM104 144V143H103ZM112 144V143H111ZM214 144V143H213ZM229 144V143H228ZM232 144V143H231ZM230 144V145H231ZM236 144H238V143H236ZM251 144V143H250ZM253 144V143H252ZM107 145V144H106ZM182 146H183V144H181ZM218 145V144H217ZM225 145V144H224ZM247 145H248V143H247ZM260 145V144H259ZM7 146H8V144H7ZM48 146V145H47ZM60 146V145H59ZM109 146V145H108ZM107 146V147H108ZM216 146V145H215ZM214 146V147H215ZM231 146H233L234 147V145H231ZM237 146V145H236ZM240 146V145H239ZM32 147V146H31ZM72 147V146H71ZM78 147V146H77ZM117 147V146H116ZM122 147V146H121ZM128 147V146H127ZM167 147V146H166ZM165 147V148H166ZM225 147H226V145H225ZM258 148H259V146H257ZM260 147H261V145H260ZM219 148V147H218ZM222 148V147H221ZM246 148V147H245ZM251 148H253V146H251ZM264 148V147H263ZM120 149H122V148H120ZM162 149V148H161ZM167 149V148H166ZM195 149V148H194ZM217 149V148H216ZM257 149V148H256ZM146 150V149H145ZM144 150V151H145ZM233 150V149H232ZM240 150V149H239ZM24 151V150H23ZM112 151V150H111ZM136 151V150H135ZM140 152H141V149H140ZM211 152V151H210ZM246 152V151H245ZM137 153V152H136ZM191 154V153H190ZM225 155V154H224ZM74 156V155H73ZM181 157V156H180ZM180 157L179 156H177L176 155V153L174 152V155H171V156H169L168 158H167V160L169 159V160H171V161H173V160H178V161H180L181 159H180ZM46 159L47 160H52L49 156H46ZM138 161V160H137ZM148 162H150L149 160L146 162V163H148ZM152 162V161H151ZM39 164H42V165H48V162L47 163H44V162H42V163H39ZM154 164H156L155 162H154ZM4 165V164H3ZM11 165V164H10ZM12 166V165H11ZM33 166V165H32ZM4 167V166H3ZM81 167H83V166H80V168ZM64 168V167H63ZM15 169V168H14ZM35 169V167L33 168V170ZM187 169V168H186ZM10 170H12V169H10ZM68 170V169H67ZM100 169H98V171H99ZM15 171V170H14ZM89 172V170H87V168L85 167L84 169H83V174H82V177H81V181L80 182H74V183H71V182H69V184L68 183H63V182H59L60 180H58L57 182H56V184L54 185L55 186V190H54V193H52V194H55V193H59V192H61V193H65L66 194V192L67 193H69L68 192V189L66 188L68 185H70V184H72L73 186H76L79 190H80V192L82 193V191H84V193H85V198H86V200L87 199H93L94 200V202H89V203H83L82 205H78V206H74V208H79L80 210H92V209H96L97 211L99 210V211H101V212H103L102 214H104V217L106 216V217H109L110 218V220H109V222H110V224H111V222H112V220H111V216H112V214L111 213H109L110 211H109V209H108V205H107V195H106V193L105 192H103V191H101V190H103L102 189V184H99V183H96V182H93L92 181V178L86 173V172ZM92 170H90V172H91ZM187 171V170H186ZM50 172H52V173H55L57 176H66L64 173H66L67 174V172L65 171V172H62L61 170H60V168L59 167H57V166H50V168L48 169V171H45V172H43V173H40V175L42 176H46L47 174H49ZM101 172H102V170H101ZM122 172H123V170H122ZM121 172V173H122ZM127 172V171H126ZM125 172V173H126ZM129 173H130V171H128ZM127 172V173H128ZM188 172V171H187ZM15 173V172H14ZM74 173V172H73ZM95 173V172H94ZM93 173V174H94ZM104 173H105V171H104ZM104 173H97L98 175H100V176H102ZM124 173V174H125ZM132 174V173H131ZM135 173H133V175H134ZM141 174V173H140ZM144 174V173H143ZM16 174H14V176H15ZM137 175V174H136ZM194 175V174H193ZM73 176V175H72ZM104 177L106 176V175H103ZM139 176V175H138ZM141 176V175H140ZM124 177H127L126 175L124 176ZM137 176H135V178H136ZM122 178H123V176H122ZM143 178V177H142ZM148 177H147V175H146V179H147ZM187 177H185V179H186ZM15 179H16V176H15ZM73 179V178H72ZM95 179V178H94ZM127 179V178H126ZM144 179V178H143ZM149 179H150V177H149ZM148 179V180H149ZM173 179V178H172ZM176 179H178L177 177H176ZM185 179H184V181H185ZM65 180V179H64ZM70 180V179H69ZM96 180V179H95ZM142 180V179H141ZM145 180V179H144ZM151 180V179H150ZM175 180V179H174ZM75 181V180H74ZM98 181V180H97ZM128 181V180H127ZM180 183H182L181 181L182 180H178ZM186 181H188V179H186ZM190 181V180H189ZM193 181H197V180H193ZM2 182L4 183H7L8 185H10L11 183H13L14 185H15V187H10V186H7V188H5V189H3L1 186H3V184H2ZM72 182H73V180H72ZM104 182V181H103ZM129 182H130V180H129ZM144 182V181H143ZM143 182H141V183H143ZM160 182V181H159ZM199 182V181H198ZM27 183V182H26ZM150 183H153V182H150ZM163 183V182H162ZM178 183V182H177ZM184 183V182H183ZM187 183V182H186ZM148 184V183H147ZM185 184V183H184ZM21 185V184H20ZM37 185H40L39 183L37 184ZM248 185H250V184H248ZM255 185V184H254ZM262 185V184H261ZM22 186V185H21ZM45 186V185H44ZM150 186V185H149ZM251 186V185H250ZM249 186V187H250ZM263 186V185H262ZM20 187V186H19ZM142 187V186H141ZM140 187V188H141ZM245 187V186H244ZM242 188L243 189V191H245V188ZM247 187V186H246ZM255 187V186H254ZM259 187V186H258ZM46 188V187H45ZM100 188V189H99ZM256 188V187H255ZM5 190H6V192H5ZM167 190H168V188H167ZM49 191H51V190H49ZM136 191V190H135ZM161 191H162V189H161ZM165 191V190H164ZM171 191H172V197L174 198V199H180V195L182 194L179 190H177V189H175V188H173V189H171ZM19 192V191H18ZM17 192V193H18ZM137 192V191H136ZM220 192H223V191H220ZM219 192V193H220ZM23 193V192H22ZM29 193V192H28ZM193 193V192H192ZM6 194V195H5ZM49 194V193H48ZM164 194H165V192H164ZM245 193H243V194H227L226 193V195L224 194V195H221L219 198H213V196H212V198H213V202L214 203H216V202H220L221 201V203L222 202H226L227 200L229 201V200H231V199H233V200H242V201H244V198H247V200L250 202V203H252L253 201H255V202H259V205H261L262 206V200H261V198L263 199V197H261V196H255V195H247V196H250V198L249 197H246V195H244ZM23 195V194H22ZM169 195V194H168ZM185 195V193L183 194V196ZM187 196H188V193L186 194ZM185 195V196H186ZM190 195V194H189ZM28 196V195H27ZM54 196V195H53ZM191 196V195H190ZM18 197V194L14 197V199H18L17 198ZM139 197L141 198V200L145 203L146 202V204H147V202H152V200H154V201H156V202H154L155 204H159V205H161L162 203H160L161 201L163 202L164 200H165V198L164 197H159V196H156V198L155 197H153V196H151V195H149V193L148 192H141L140 191V195H139ZM150 197V198H149ZM168 197V196H167ZM192 197H194V202L195 203H199L200 205L202 204V205H204V206H207L206 204H208V206H210V204H211V202L212 201H210V200H212V198L209 200V201H207V200H204V199H202V198H199V196L197 197V196H192ZM27 198H29V196L27 197ZM173 198H171V199H173ZM191 198V197H190ZM26 199V198H25ZM152 199V200H151ZM185 199V198H184ZM83 201H85L84 199H82ZM188 200V199H187ZM235 200V201H236ZM26 201H29V199H26ZM30 201H33V199L32 198H30ZM92 201V200H91ZM262 201V202H261ZM192 202V201H191ZM212 202V203H213ZM247 202V201H246ZM28 203V202H27ZM93 203V204H92ZM220 203V204H221ZM254 203V202H253ZM143 204V203H142ZM176 204V203H175ZM14 205L15 204H12L11 202L9 203V204H5V205H3V204H0V214H2L3 215V217L4 218H0V264H87V263H89L88 261H90V259H87V257L89 256V255H86L85 254V252H84V254H71L70 255V257H68L67 255H66V252H65V246H64V242L63 241H65V240H67L69 237H62L61 236V238L60 239H58L57 238V240H58V243L56 242V243H53L54 241H51L52 239L53 240H55L53 237H52V239H50V237L49 238H47L46 237V234H45V236H44V234H43V232H42V234L41 233H36V232H33V231H31V230H27V231H22V230H18L17 229V227H16V225L17 226H20V224H18L16 221L17 220H15V219H18V218H25V216L27 217L28 215L29 216H37V215H39L40 217H54L55 215H59V212L57 213L56 212V210L55 209H52V208H50V207H52L51 205H53V204H49V207L48 208H46V205L44 206V208H39L38 209V211L37 212H33V211H35V208H33V209H30V210H28V212H27V214L24 212V211H26L24 208L25 207H23V208H20V210H17V209H15L14 208ZM27 205V204H26ZM55 205V204H54ZM53 205V206H54ZM74 205V204H73ZM158 205V206H159ZM164 205V204H163ZM174 206V205H173ZM177 206V205H176ZM207 206V215H201L202 217H200L202 220H203V222L205 221V222H207V224L206 225H204L205 226V228H204V230L203 229H201V228H203L204 226H201L200 227V229H199V227H195V229H199L200 230V233L199 232H197L195 229H193L194 230V232H192V234H191V236L190 237H183V233H181L180 231H175V232H173V234L175 235V236H178L179 238H182L183 237V239L180 241H175V240H167V241H165V240H155V239H153V237H150L149 235L148 236H146V237H144L143 239H144V243L142 244V246L140 247V244L139 243H137V241L136 242H134V241H130V240H126V238L124 239L122 236V238H119V236L116 234V232L115 231H118V230H116V229H114L111 225H108V224H106V225H104V224H101V226L100 225H98V227L101 229V230H103L104 232H106V234L103 236V240H102V242L101 243H97V244H95V245H93V247L92 246H89V247H87L91 252L90 253H92V255H94V256H92V257H97V255H98V257L100 256L101 257V255H105V257H103L105 260H110V259H113V260H115L114 262L116 263V264H154V263H152L153 261L152 260H154L155 258H152V260H151V258H149V257H146L145 256V253H142V252H140L141 251V249H147V250H151V251H153V250H155L154 252H152L154 255H156V256H158V257H156V259L158 260V259H160V260H166V258L169 260L170 259V261H172V262H179V263H181V264H264V250L263 251H260V252H258L257 253V248L260 246V244H264V228L261 230H257V231H251V232H249V231H247V232H243V231H240V232H238L237 231V233L236 234H238L237 236L236 235H234V236H236V237H232V236H228V237H230V239L232 238V240H233V238H235L236 239V241L233 243V242H228V241H230V240H228L227 238H223L222 237V235L224 234L223 232L224 231H227V227H224V225H223V228L221 227V225H220V228H217V226L216 225H214L211 221H218V226H219V223H221L220 222V220H222V218H223V216H222V214H220V212H219V210L218 209H213V208H211V207H208ZM212 206V205H211ZM163 207V206H162ZM168 209V208H167ZM173 209H175V208H173ZM206 209V208H205ZM169 210V209H168ZM200 210V209H199ZM64 211V210H63ZM190 212V211H189ZM227 212V211H226ZM235 212H237V211H235ZM57 213V214H56ZM62 213V212H61ZM237 214V213H236ZM75 215V214H74ZM192 215H193V213H192ZM233 216V215H232ZM235 216V215H234ZM98 217V216H97ZM101 217V216H100ZM230 218H231V216H229ZM108 218V219H109ZM197 219H199V220H201L199 217H196ZM22 219V220H23ZM26 219V218H25ZM49 219V218H48ZM179 219V218H178ZM50 220H51V218H50ZM177 221H179V220H177ZM224 221V220H223ZM56 223V222H55ZM22 225V224H21ZM55 225H57V224H55ZM264 226V225H263ZM21 227V226H20ZM238 228V227H237ZM192 230V231H193ZM229 230L230 229H228V232H229ZM183 231V230H182ZM219 231H220V234H219ZM64 231L62 230V233H63ZM129 232V231H128ZM187 232H188V230H187ZM44 233H46V232H44ZM66 233V232H65ZM148 233H150V232H148ZM205 233V234H204ZM152 234V233H151ZM183 234V235H182ZM187 234V233H186ZM226 234H229V233H226ZM233 234H235V232L234 233H232V230H231V232H230V234L229 235H233ZM48 235V234H47ZM56 235V234H55ZM225 235V234H224ZM72 236H74V235H72ZM71 236V237H72ZM188 236V235H187ZM220 236V237H219ZM55 237V236H54ZM70 237V238H71ZM56 238V237H55ZM76 238H78V237H76ZM142 238V237H141ZM140 238V239H141ZM82 239V238H81ZM226 239L228 240V241H226ZM61 240H63V241H61ZM83 240V239H82ZM142 240V239H141ZM81 241V240H80ZM143 241V240H142ZM69 242V241H68ZM142 243V242H141ZM82 244V243H81ZM83 244L86 246V245H88V241L87 240H84V242H83ZM76 245V244H75ZM231 246V248H229ZM37 248V249H36ZM153 248V249H152ZM185 248H189V251H190V253H189V255L188 256H186V255H183V256H181V252L182 251H184V249ZM99 249H103V250H105V251H107L106 252V254H100V253H98V251H99ZM174 249H176L177 250V252H174L173 250ZM41 250V251H40ZM140 250V251H139ZM157 250V251H156ZM175 250V251H176ZM73 251V250H72ZM84 251V250H83ZM83 251H81L80 253H83ZM172 252H174V253H172ZM147 253V252H146ZM151 253V252H150ZM172 254V255H171ZM69 255V254H68ZM99 257V258H100ZM152 257H154V256H152ZM98 258V259H99ZM102 258V257H101ZM92 259H94V258H92ZM99 261V260H98ZM97 261V262H98ZM167 261V260H166ZM157 262V261H156ZM162 262V261H161ZM163 262H165V261H163ZM92 263V262H91ZM157 263H159V262H157ZM90 264V263H89ZM160 264V263H159ZM163 264V263H162ZM165 264V263H164ZM171 264H173V263H171Z\"/></svg>",
	"mask_w": 264,
	"mask_h": 264
}]
</instances>
